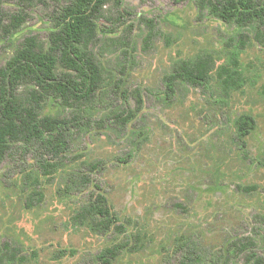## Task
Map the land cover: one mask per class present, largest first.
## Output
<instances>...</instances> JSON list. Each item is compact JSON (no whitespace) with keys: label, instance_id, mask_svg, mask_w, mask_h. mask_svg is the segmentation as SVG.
Returning a JSON list of instances; mask_svg holds the SVG:
<instances>
[{"label":"rangeland","instance_id":"rangeland-1","mask_svg":"<svg viewBox=\"0 0 264 264\" xmlns=\"http://www.w3.org/2000/svg\"><path fill=\"white\" fill-rule=\"evenodd\" d=\"M32 1L22 29L0 37V68L25 37L48 42L52 16L68 4ZM20 8L5 2L0 15L8 20ZM149 20L155 35L147 44ZM98 24L95 50L116 79L106 86L102 104L86 108L80 117L56 99L46 102L44 115L72 122L66 157L52 176L38 166L40 158L54 161L39 145L18 143L0 161V244L20 247L29 258L23 264H95L103 249L136 236L141 239L136 251L113 264H179L182 255L174 250L181 236L192 238L191 259L225 255L240 238L254 239L255 252L264 256V48L252 42L238 51L245 86L226 93L216 71L206 85L168 80L177 61L201 53L213 54L218 65L228 64L224 42L237 30L211 15L198 21L195 0H111ZM108 38H119L121 45H110ZM135 89L144 100L139 109ZM128 112L133 116L123 125L113 116ZM242 115L256 120V130L244 141L236 125ZM97 161L105 169L93 174L94 180L126 235L100 236L75 221L91 194L99 192L94 185L78 195L57 194L70 173L82 170V162ZM250 186L256 190L242 191ZM244 262L238 255L231 264Z\"/></svg>","mask_w":264,"mask_h":264},{"label":"trees","instance_id":"trees-1","mask_svg":"<svg viewBox=\"0 0 264 264\" xmlns=\"http://www.w3.org/2000/svg\"><path fill=\"white\" fill-rule=\"evenodd\" d=\"M5 2H16L21 8L8 20L7 17L5 20L3 12L0 15L1 39H7L22 29L30 18L26 7L33 6L32 0H0V13L1 5ZM110 2L68 0V4L51 18L53 31L48 42L35 35L25 37L14 56L0 68V161L7 158L18 143L39 145L49 151L54 161L42 158L37 161L45 176H52L64 160L69 143L67 129H70L72 122L63 116L44 115V106L50 99H56L65 109H74L80 117L83 110L104 101L106 86L116 78L114 73L105 69L95 49L99 41L98 22L105 17ZM195 5L198 21L211 15L237 30L224 42L229 51L228 64L218 65L213 54L201 53L193 59L177 61L168 77L169 82L206 85L216 71L217 79L226 93L241 90L245 86V78L238 51H245L252 42L264 48V0H195ZM146 25L149 28L148 44L154 38L155 24L149 20ZM118 39L108 38L107 41L118 47L121 45ZM166 42L167 45L171 43L170 39ZM119 71L125 73L124 68ZM116 83L119 81L116 80ZM133 97L137 108L142 107L144 100L139 89L133 91ZM122 114L113 115L122 125L133 116L131 112ZM236 125L242 141L256 130V120L251 115H242ZM82 167L79 172L70 173L64 188L59 189L57 194L59 197L78 195L94 185L99 192L91 194L88 206L75 216V221L100 236L115 233L126 235L125 225L94 180L93 174L97 175L105 169L102 162H82ZM254 190L255 186L242 188L245 192ZM36 194L42 196L40 192ZM26 207L30 209L32 204L27 202ZM261 221L264 225V217ZM140 240L136 236L135 241H122L103 249L94 263L113 264L125 252L136 251ZM177 242L174 251L182 255L179 264H231L238 255H244V264H264V256L255 252L257 243L252 238L233 240L225 255H203L194 259L189 254L194 246L192 238L181 236ZM37 257L38 253L32 252L31 258ZM28 260L20 247L9 241L0 244V264H23Z\"/></svg>","mask_w":264,"mask_h":264}]
</instances>
